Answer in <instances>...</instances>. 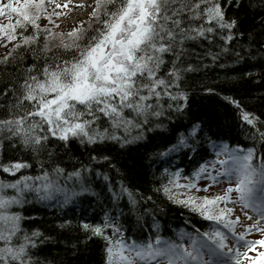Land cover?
<instances>
[{
	"label": "snow or ice",
	"instance_id": "1",
	"mask_svg": "<svg viewBox=\"0 0 264 264\" xmlns=\"http://www.w3.org/2000/svg\"><path fill=\"white\" fill-rule=\"evenodd\" d=\"M242 5L243 0H93L91 5L0 0V18L7 21L0 22V42L5 48L12 45L0 64L16 61L20 73L0 89V95H11L0 117V173L11 177L0 178V264H42L34 250L50 238L25 227L34 219L25 215L30 205L54 203L75 212L82 204L99 203L101 197L111 209H104L95 224L85 219L83 210L78 227L89 239L105 241L104 264H243L241 257L247 253L240 252L241 242L249 248L264 244L246 240L252 232L264 233V153L255 147L257 142L264 147V120L233 97L221 98L239 110L251 129L253 146L217 142L202 136L203 126L194 123L158 153L163 159L181 152L198 154L205 141L210 146L211 159L201 157L187 176L182 169L165 168L166 183L158 181L153 190L198 217L200 227L190 220L175 228L164 223L157 214L163 209L143 207L154 204L152 196L123 180L114 184L107 173L90 167L107 163L120 174L103 154L105 147L114 144L123 150L138 144L146 139V131L162 129L165 120L183 114L190 75L212 65L226 67L220 63L226 56L241 64L259 51L264 60V42L256 49V37H246L238 17L229 14ZM89 7L87 21L68 32L54 30L60 27L56 19L66 15L57 9ZM43 19L48 24L42 27ZM244 39L247 45L240 43ZM21 49L32 59L26 67H21ZM205 91L215 94L211 88ZM5 143L27 153L39 173L25 175L33 164L6 158ZM73 146L100 155H89V164L77 160L69 171L63 165L66 157L75 155ZM220 185L226 187L211 191ZM125 199L130 211L140 209V227L131 235L115 214ZM237 208L253 222L245 225ZM71 226L68 219L58 225ZM238 226L244 230L238 232Z\"/></svg>",
	"mask_w": 264,
	"mask_h": 264
},
{
	"label": "trees",
	"instance_id": "2",
	"mask_svg": "<svg viewBox=\"0 0 264 264\" xmlns=\"http://www.w3.org/2000/svg\"><path fill=\"white\" fill-rule=\"evenodd\" d=\"M249 3L253 6L249 7ZM229 14L238 17L246 37L248 33L256 37L257 43L254 47L259 49L260 43L264 42V0H243L242 7L238 10L235 7L231 8ZM47 22L46 19L41 20V26L47 25ZM240 43L247 45L248 41L244 39ZM11 47L12 45L9 44L6 49L0 51V59H3ZM18 54L24 58L21 67L31 64V57L26 55L23 49ZM251 55L256 58L247 59L241 64H236L232 57L226 56L220 61L226 67L212 65L198 74L190 75L187 86L190 93L188 108L183 114L173 116L171 122L165 120L164 128L146 131L145 140L123 150L118 145H107L103 154L110 157L111 164L119 169L120 174H117L107 163L102 167L93 163L90 164V167L107 173L112 177L114 184L123 180L126 185L138 190L144 196H152L154 204L149 202L143 207L163 209V212L157 214L164 223L175 228L183 226L185 220H190L192 224L200 227L201 221L198 217L191 214L186 208L172 204L162 194L155 193L153 190L159 187L158 181L166 183V179L162 176L165 168L170 172L182 169L183 175L187 176L197 166L201 157L211 159L210 146L205 141L198 154L181 152L163 159L158 156V153L174 144L176 138L181 133L186 134L194 123H200L203 126L202 136L207 135L217 142L224 141L234 146H253L252 140L248 136L251 129L241 121L239 110L221 98L223 96L233 97L240 102L243 109L255 113L261 120H264V60L261 59L259 51L253 52ZM16 63V61H12L7 66L0 64V89L18 79L20 73L14 67ZM248 72L253 75L247 76ZM205 87L211 88L215 94L207 93ZM10 101V94L8 97L0 95V117L6 114L4 105ZM255 147L258 152L264 153V147L259 142L255 144ZM72 151L75 155L71 160L66 157L63 165L69 171H71V165L76 164L77 160L89 164V155H100L98 151L90 152L87 148L77 146H73ZM4 155L8 159H22L32 163L33 168L25 171V175L39 173V166L34 160H30L24 151L12 148L5 143ZM0 178L11 179L3 173H0ZM94 180L103 185L102 180L97 178ZM203 184L202 181L201 186ZM211 191L219 192L220 190L219 187H216ZM111 207L104 197L100 198L99 203L93 201L90 207L87 204L76 207L75 212L67 208L61 209L54 203L51 206L39 203L30 205L25 215L34 219L30 220L25 227L39 230L50 238L34 250L35 257L42 264H104L105 241L97 237L89 239L78 227V223L83 210L87 211L85 219L95 224L101 221L104 209H111ZM121 210L123 215H120ZM139 212L140 209L130 211L126 199L119 204V209L115 213L119 216L117 223L129 230L128 235L137 232L140 227L136 222V215ZM65 219L71 220L72 226L60 229L58 225ZM141 223L144 221L142 220ZM109 234L111 233L109 232ZM260 249L258 264H264V256L261 255L264 253V244Z\"/></svg>",
	"mask_w": 264,
	"mask_h": 264
},
{
	"label": "rangeland",
	"instance_id": "3",
	"mask_svg": "<svg viewBox=\"0 0 264 264\" xmlns=\"http://www.w3.org/2000/svg\"><path fill=\"white\" fill-rule=\"evenodd\" d=\"M78 1H81V0H78ZM57 2L60 3V4H64V3H62L63 2L62 0H58ZM91 3H93V0H92ZM62 10L65 11L66 15H67L72 9H57V11H62ZM49 11H51V8L49 9ZM90 11H91V8L89 7L88 8V13ZM88 13H84V15H83L84 19L85 18L88 19ZM78 15H79V13H78ZM67 16H69V15H67ZM54 19H55V17H54ZM62 20H63V18L61 16L59 19H56V23L60 25L62 23ZM0 22H4L5 23L6 20H3V18H1ZM77 24L78 23H75V24L73 23V18H72V19H70V23H68V22L62 23L59 28H56V30L70 31ZM4 49H6V48L2 46V42H1L0 43V51H3ZM221 186H225L226 187V185H221ZM203 194L204 193H201V195H203ZM246 211H249V210H246ZM236 215H239L241 217V221L245 225L250 224V223L253 222V221L245 220V218H244V216L241 213L239 208H237ZM249 215L253 216V220H255L257 218L256 215L254 213H252L251 211H249ZM237 230H238V232H240V231H243L244 229L238 226ZM246 240H254V241L264 240V233L252 232V233L246 235ZM229 244L232 245V246H236V241L233 240V239H230L229 240ZM262 245L263 244H255L251 248H249V247H246L244 245V242H241L240 245H239L240 252L241 253H247L246 257H244V256L241 257V260H242L243 264H258V262H259L258 259L260 258V252H261L260 248H261Z\"/></svg>",
	"mask_w": 264,
	"mask_h": 264
}]
</instances>
